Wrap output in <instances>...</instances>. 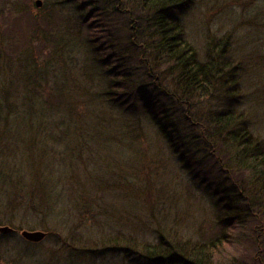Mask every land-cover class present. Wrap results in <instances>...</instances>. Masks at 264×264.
Masks as SVG:
<instances>
[{"label":"rangeland","instance_id":"rangeland-1","mask_svg":"<svg viewBox=\"0 0 264 264\" xmlns=\"http://www.w3.org/2000/svg\"><path fill=\"white\" fill-rule=\"evenodd\" d=\"M42 2L0 0V91L24 95L22 75L35 71L41 94L61 97L44 105V123L39 110L27 109L6 124L8 109H0V135L10 125L23 141V164L11 167L1 162L8 139H0V172L10 179L0 177V193L8 191L5 202H11L0 204V223L16 230L14 238L0 233V264H138L129 256L131 242L154 243L160 232L180 240L215 237L220 227L212 189L190 182L155 126L128 124L100 99L104 79L91 76L96 71L74 6ZM183 24L201 61L214 48L223 50L234 73L237 110L264 151V0H194ZM153 74L160 80V70ZM162 81L168 86V78ZM212 103H198L196 116ZM214 161L208 158V170L218 168ZM228 164V172L215 171L219 180L226 172L231 197L236 190L245 204L249 199L257 217L229 230L226 249L216 251L213 264H264V180L253 185L249 170ZM36 179L43 183L33 185L32 196ZM57 203L59 213L51 209ZM25 229L48 234L32 242L22 236Z\"/></svg>","mask_w":264,"mask_h":264},{"label":"trees","instance_id":"trees-1","mask_svg":"<svg viewBox=\"0 0 264 264\" xmlns=\"http://www.w3.org/2000/svg\"><path fill=\"white\" fill-rule=\"evenodd\" d=\"M193 1L58 0L60 4L69 3L75 8L89 49L90 68L96 71L90 72L91 76L104 79L100 99L127 117L128 124L139 126V122L145 121L155 126L178 157L190 182L198 189L209 187L217 197L220 230L215 237L206 241L180 240L160 232L154 243L131 242L128 250L133 252L129 256L132 262L133 257H137L138 264H213L216 251L226 249L231 237L229 230L246 225L252 216L257 217L256 207L249 199L245 204V199L241 200L236 190L231 197L227 173L219 180L215 172L227 171L228 163L232 161L237 170L250 171V183L255 185L256 180H264V151L243 114L237 110L234 73L229 62L221 57L223 50L214 48L210 58L203 62L186 37L183 18ZM154 70L162 73L160 80L153 74ZM23 77H26L23 80L24 95H13L10 88L0 91V109H8L4 114L6 124L17 120L27 109H37L41 116L46 109L44 105L52 107L55 100L61 101L60 96L41 94L39 72L23 74ZM163 78L169 79L168 86L163 83ZM219 99L221 104H218ZM209 100L213 103L205 105L206 111L200 108L201 113L196 116V105ZM39 105L44 109L41 110ZM41 123H44L42 116ZM6 124L8 153L4 148L1 162L13 167L22 163L19 145L23 141ZM42 129L43 125L40 133ZM2 135L0 139L5 138ZM11 152L15 154L11 155ZM229 152L232 158L226 156ZM208 158L216 160V170H208ZM0 177L4 182L10 180L4 171L0 172ZM38 183L43 182L36 179L32 186ZM261 187L258 188L263 193ZM31 188L34 196L37 192H34V186ZM232 189H235L234 185ZM20 192L22 190L11 191L8 195L16 197L22 195ZM45 192L50 196L48 200H54V195L48 190ZM5 193H0V204H11L5 202ZM259 201H256L257 205ZM51 203L45 201L43 205ZM51 209L55 213L61 210L58 203ZM7 235L16 237V230Z\"/></svg>","mask_w":264,"mask_h":264},{"label":"water","instance_id":"water-1","mask_svg":"<svg viewBox=\"0 0 264 264\" xmlns=\"http://www.w3.org/2000/svg\"><path fill=\"white\" fill-rule=\"evenodd\" d=\"M43 2L42 0H36V5L37 6H42ZM14 228H12L9 225H0V233L2 234H8L11 232H14ZM22 236L32 242H40L42 241L46 236L47 232L42 231V230H23L21 231Z\"/></svg>","mask_w":264,"mask_h":264}]
</instances>
